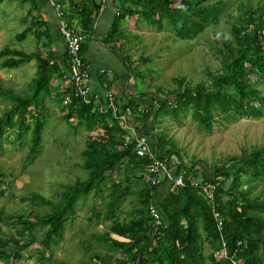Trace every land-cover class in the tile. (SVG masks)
<instances>
[{
	"label": "trees",
	"instance_id": "1",
	"mask_svg": "<svg viewBox=\"0 0 264 264\" xmlns=\"http://www.w3.org/2000/svg\"><path fill=\"white\" fill-rule=\"evenodd\" d=\"M113 3L116 12L101 41L113 42L115 47L123 46L120 40L125 30L121 25L126 17L143 18L157 27L165 22L174 29L177 38L191 40L206 27L217 25L229 16L226 12L228 0H113ZM80 4L73 2L72 6ZM254 4L250 0L240 1L237 14L231 15L227 33H223L222 46L216 48L219 67L206 71L208 84H190L181 76L177 80L180 86L169 92L170 96L161 98L158 91L150 94L149 104H142L137 97L145 93L133 92L125 95L128 98L124 97V104L117 101L122 110L126 106L133 113L139 107L142 109L130 121L139 122L135 125L137 133L143 131V135L153 138V146L161 157L166 158L167 165L171 154L177 157L172 172L174 176L181 174L184 184L172 190L167 187L166 177L160 178L156 185L143 182L141 173L147 170L150 160L137 155L133 134L111 116L110 109L101 107L100 101L84 103L74 97L70 85L65 86L64 91H58L67 123L73 124L70 119L74 116V127L80 126L87 131L99 129L90 135L87 147L81 152L82 166L88 176L65 186L57 203L32 193L21 198L28 203L27 209L12 212L0 207V264L22 258L24 251L35 242L39 243L36 258L43 263L44 251L62 241L66 222L75 218L78 202L85 199L93 187L95 195L104 189L108 191L106 209L95 210V218L110 220V224L107 231L89 234L92 242L82 244L87 257L75 264H231V260L238 264H264V190L252 192L255 181H264V147L230 155L207 170L195 171L198 161L186 164L179 149L163 132H153V122L161 113L175 115L190 109L194 120L204 127L218 121L219 117L229 120L242 114L264 115V0ZM92 7L89 9L83 3L78 9L84 16L82 26L87 25L83 28L86 33L91 31L93 18L98 14L99 5L92 3ZM29 31L30 26L25 27L15 35L16 39L23 40ZM83 43L81 56L86 49ZM127 55L123 52L118 57L126 65L127 73L132 75ZM33 56L38 66L32 93L11 96L9 107L0 114L1 146L6 136L15 135L19 140L33 121L29 150L32 156L37 151L44 126L34 114L32 104L38 106L43 94L51 90L52 79L56 76L64 79L65 70L57 60L33 52L10 47L0 49V58L4 57L0 65L8 69L18 67ZM66 62L67 53L64 67ZM130 83L134 88L136 83ZM0 93L11 94L2 89ZM65 95L70 97L69 103L63 102ZM146 122H149L148 130L145 129ZM12 130L14 132H10ZM204 185L211 186V199L204 191ZM3 191L0 188V195ZM128 195L136 197L129 212L134 217L128 222H120V204ZM151 203L159 212L158 224L150 213ZM33 205L46 206L48 211L36 214ZM2 225H11L14 233H7ZM111 233L128 240L116 239ZM221 238L225 240L224 257L214 255L221 247ZM205 246L211 251L205 253ZM100 248L103 252L98 250ZM53 264L71 263L53 260Z\"/></svg>",
	"mask_w": 264,
	"mask_h": 264
},
{
	"label": "rangeland",
	"instance_id": "2",
	"mask_svg": "<svg viewBox=\"0 0 264 264\" xmlns=\"http://www.w3.org/2000/svg\"><path fill=\"white\" fill-rule=\"evenodd\" d=\"M240 1L246 0H228L226 12L229 16L217 25L206 27L191 40L177 38L174 29L165 22L161 27H157L136 16L127 19V27L124 28L125 38L121 41L128 54L127 61L132 65V75L127 73L126 79L136 83L134 88L130 87L133 92L145 93L142 98L157 94L158 91L161 98L165 95L170 96L168 93L180 86L177 80L181 76L190 84L197 82L208 84L209 77L206 71H214L219 67L216 48L222 46V40L225 38L223 33H227L231 15L237 14V5ZM250 1L255 5V2L263 0ZM26 5L17 0L0 2V49L16 48L45 57L42 45L34 33H27L23 40L15 37L29 24L31 9L26 10ZM3 58H0V62ZM37 63L33 56L16 68L8 69L0 65V89L11 93L7 96L0 93V114L9 107L11 96H27L32 93ZM51 84L55 86L54 80ZM96 90L101 92L98 87ZM59 94L51 88L43 94L37 107L35 103L32 104L34 114L44 122L40 143L33 156L29 151L33 121H30L29 130L19 140L15 135H9L2 141V146L0 145V151L2 150L0 188L4 190L0 195V207L5 211L27 209L28 203L21 198L32 193H38L57 203L65 186L78 180H85L88 176V171L82 166L81 152L87 147L90 135L99 132V129L87 131L80 126L74 127L76 121L74 116L70 119L73 124L67 123L58 99ZM153 126L154 133L163 132L166 139L179 149L180 157L186 164L198 161L195 171L202 168L207 170V167L211 168L230 155H239L255 147H264V115L256 117L242 114L229 120L219 117L218 121L204 127L194 120L191 110L188 109L178 111L175 115L161 113L156 117ZM149 128V122H146L145 129ZM148 138L153 141L150 135ZM169 159L168 167L174 172L177 157L171 154ZM254 183L252 192L264 190V181ZM94 192L95 187L89 191L85 199L78 202L75 218L66 222L62 241L44 251L43 263L36 258L39 243L35 242L24 251L22 258L11 260L8 264H53V260L75 264L85 259L87 255L82 249V244L89 245L92 242L89 234L107 231L110 224V220L95 218V210L106 209L108 191L104 189L98 195ZM135 198L134 195H128L120 204L118 216L120 222H128L134 217L130 216L129 212ZM33 206L36 214L48 211L46 206ZM2 229L7 233H14L11 225H2ZM111 236L119 240H128L114 233H111ZM98 250L103 252L101 248ZM204 251L208 253L211 248L205 246Z\"/></svg>",
	"mask_w": 264,
	"mask_h": 264
},
{
	"label": "crops",
	"instance_id": "3",
	"mask_svg": "<svg viewBox=\"0 0 264 264\" xmlns=\"http://www.w3.org/2000/svg\"><path fill=\"white\" fill-rule=\"evenodd\" d=\"M17 1L20 3H26V10L31 9L29 24L25 26H30V31L28 33H34L35 37L39 39L42 45L45 52V58H50L55 61L57 60L61 68L65 70V74L68 73L66 64L65 67L63 66L66 56V44L59 33L58 21L63 20L69 27L74 28L76 31H83V44L86 45V49L81 57L89 71L90 93L98 94L100 100L99 105L106 108L107 99L105 93L107 89H111L116 93V101L120 104H124V99L128 98V96L125 97V95L133 93V90L130 88L132 86L130 85L131 81L126 79L127 67L123 64V61L120 59L121 57H118L119 54H123V52L126 53V48L124 49L123 46L120 47L119 45L115 47L113 42L104 43L101 41L108 32L113 16L116 12L113 0L78 1V5L81 3V6L84 3L88 5L89 9L93 8L92 3L99 5L98 14L93 18L94 21L92 23L91 31L88 33L84 32L85 29H83L87 25L82 26L84 16L81 15L78 10L80 6H72L73 2L70 0H55L56 3L59 4L58 10H55L50 6L47 0ZM131 18L126 17L124 19V22L121 25L123 29L127 27V19ZM88 20L89 17L87 21ZM123 38H125V36ZM101 67L110 68L112 70V75L106 76L100 73L99 69ZM113 71L116 75H114ZM67 76L68 75L64 76V79L62 76V78L56 76L52 79V81L54 80L55 82V86L51 85L55 92L64 91L65 86H67L65 82ZM97 87L101 89V92L96 90ZM142 97H137L142 104L150 103V98ZM131 124L135 127V125H139V122L137 123L133 119V123L131 122Z\"/></svg>",
	"mask_w": 264,
	"mask_h": 264
},
{
	"label": "built area",
	"instance_id": "4",
	"mask_svg": "<svg viewBox=\"0 0 264 264\" xmlns=\"http://www.w3.org/2000/svg\"><path fill=\"white\" fill-rule=\"evenodd\" d=\"M75 4H78L79 0H70ZM48 4L52 6L55 10L59 9V4L55 0H47ZM58 30L66 44V53H67V72L64 76L68 75L65 78L67 85L71 86L72 94L74 97L81 99L84 103H98L99 95L90 93V84H89V71L85 65L81 55H80V46L83 42L84 35L83 31H76L74 28L69 27L66 22L63 20L58 21ZM99 72L111 76L112 70L108 67H101ZM107 99V108L110 109L111 116L113 118L121 121L124 126L130 130L135 139V151L139 156H146L150 162L146 167L147 170H144L142 175V180L144 183L156 185L160 178H167V187L172 190L175 186L183 185V177L181 174L174 176L173 172L169 169L166 158L161 157L156 148L153 146L152 141L148 138V135H143V131L137 133L135 127L131 124V118L133 115H138L142 110L140 107L136 110L137 112L133 113L132 109L129 106H126L123 110L117 104L115 92L111 89H107L105 93ZM70 97L65 95L63 102L69 103ZM100 111L102 110L99 107ZM103 111V110H102ZM204 191L207 196L211 199V186L204 185ZM149 210L152 217L155 220V223H159V212L154 205L151 203L149 205ZM161 222V221H160ZM215 256L224 257L226 256L225 252V240L221 238V247L214 252ZM231 264H238L235 260H231Z\"/></svg>",
	"mask_w": 264,
	"mask_h": 264
}]
</instances>
